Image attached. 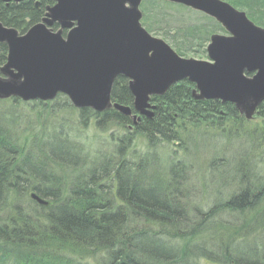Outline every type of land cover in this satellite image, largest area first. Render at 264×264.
<instances>
[{"label":"trees","instance_id":"obj_1","mask_svg":"<svg viewBox=\"0 0 264 264\" xmlns=\"http://www.w3.org/2000/svg\"><path fill=\"white\" fill-rule=\"evenodd\" d=\"M224 1L264 28V0ZM143 2L142 24L181 57H207L224 32L203 13ZM53 5L0 0V22L25 34ZM8 53L0 44V69ZM128 84L118 78L114 103L133 107ZM195 88L153 97L154 116L137 125L63 95L0 100V264H264V127L232 104L197 101ZM89 126L96 148L83 143Z\"/></svg>","mask_w":264,"mask_h":264},{"label":"water","instance_id":"obj_2","mask_svg":"<svg viewBox=\"0 0 264 264\" xmlns=\"http://www.w3.org/2000/svg\"><path fill=\"white\" fill-rule=\"evenodd\" d=\"M163 1L203 13L227 32L210 38L208 61L181 57L151 35L142 24L143 0H54L24 35L0 22V44L9 52L0 100L49 103L63 95L75 109H114L137 125L141 116H154L153 97L188 81L197 101L229 103L248 122L255 119L264 102V28L224 0ZM119 77L129 81L133 107L112 101Z\"/></svg>","mask_w":264,"mask_h":264},{"label":"rangeland","instance_id":"obj_3","mask_svg":"<svg viewBox=\"0 0 264 264\" xmlns=\"http://www.w3.org/2000/svg\"><path fill=\"white\" fill-rule=\"evenodd\" d=\"M227 2V1H226ZM229 3V2H228ZM240 10V9H239ZM241 11V10H240ZM242 12H246L247 13V11L245 10V11H242ZM191 18L193 17V16H190ZM193 19H196V18H194L193 17ZM143 27L151 34V35H153L154 37H156V38H160V39H162V40H164L168 45H170V46H172V48L176 51V49H175V47H174V44L171 42V39L170 40H168L167 38H165L164 36H163V34L160 32L159 34H157L156 32H152V31H150L146 26H144V24H143ZM163 28H165V26H162ZM172 27H175V25L173 26L172 25ZM176 27H179V24H177L176 25ZM175 29V28H174ZM224 32H222V31H218L217 33H215V34H221V35H226L227 34V32L225 31V30H223ZM177 53V52H176ZM178 54V53H177ZM185 58H187V59H189V58H191V59H193V58H195V59H197V60H200V61H208V54H207V57H205V56H203V58H201V57H195L194 55L192 56H190V57H185ZM57 99V98H56ZM56 99L53 101V103H57L56 102ZM31 104H33V101L31 102ZM250 122H251V129L252 130H254L255 129V126H258V127H264V120L262 119V118H259V117H257V118H255V119H253V120H250ZM249 122V123H250ZM96 134V133H95ZM95 134H94V130H93V128H92V126H89L88 127V130H86L85 131V136H84V138H85V141L83 142V143H85V144H88V143H90V145L91 144H93L94 145V147L96 148L97 147V145H96V141L97 140H95L96 139V137H95ZM97 135V134H96ZM102 137H104L105 139H109V137H108V135H102ZM104 139V140H105ZM103 139H101V141H102ZM106 141V140H105ZM256 144H257V142H256ZM236 150H237V148L236 147H233L232 148V152H236ZM242 178V177H241ZM240 181H242V179H240ZM245 182V181H244ZM246 183V182H245ZM235 184V183H234ZM212 194H213V192H212ZM214 195V194H213ZM261 219L262 218H260V219H258V223H261ZM264 222V221H263ZM264 224V223H263ZM233 256V255H232ZM232 256H230V257H232ZM234 257V256H233ZM203 264H205V262H203ZM235 264V263H234Z\"/></svg>","mask_w":264,"mask_h":264},{"label":"flooded vegetation","instance_id":"obj_4","mask_svg":"<svg viewBox=\"0 0 264 264\" xmlns=\"http://www.w3.org/2000/svg\"><path fill=\"white\" fill-rule=\"evenodd\" d=\"M34 1H35V6H36L37 4H39V5H38V8H39L40 3H41V0H34ZM54 4H55V2H54ZM36 7H37V6H36ZM48 8H50V7H48ZM48 8H47V10H48ZM45 15H46V13H45ZM45 15L42 17V20H43V18L45 17ZM42 20H41V21H42ZM41 21H40V22H41ZM38 24H39V23H38ZM36 25H37V24H36ZM1 45H3V44H1Z\"/></svg>","mask_w":264,"mask_h":264},{"label":"bare ground","instance_id":"obj_5","mask_svg":"<svg viewBox=\"0 0 264 264\" xmlns=\"http://www.w3.org/2000/svg\"><path fill=\"white\" fill-rule=\"evenodd\" d=\"M26 1H27V0H26ZM30 28H31V27H30ZM19 33H20V32H19ZM26 33H27V32H26ZM26 33H25V34H26ZM20 35H24V34H21V33H20ZM9 100H10V99H9ZM22 102H24V101H22ZM24 103H27V102H24Z\"/></svg>","mask_w":264,"mask_h":264}]
</instances>
